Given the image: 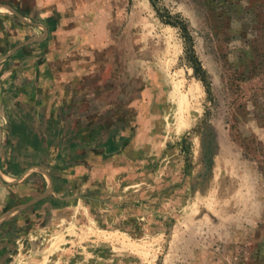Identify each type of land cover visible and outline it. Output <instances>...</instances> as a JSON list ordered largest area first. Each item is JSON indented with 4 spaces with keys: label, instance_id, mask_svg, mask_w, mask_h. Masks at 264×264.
<instances>
[{
    "label": "rangeland",
    "instance_id": "rangeland-1",
    "mask_svg": "<svg viewBox=\"0 0 264 264\" xmlns=\"http://www.w3.org/2000/svg\"><path fill=\"white\" fill-rule=\"evenodd\" d=\"M33 43L45 150L9 174L0 93V264H264V0H0V87Z\"/></svg>",
    "mask_w": 264,
    "mask_h": 264
},
{
    "label": "crops",
    "instance_id": "crops-1",
    "mask_svg": "<svg viewBox=\"0 0 264 264\" xmlns=\"http://www.w3.org/2000/svg\"><path fill=\"white\" fill-rule=\"evenodd\" d=\"M35 30L38 27H34ZM41 34V33H40ZM35 35H38L37 31H35ZM41 39V38H40ZM43 43L40 42L39 45ZM36 46V47H34ZM38 45L33 43V45L29 44L27 49L20 50L21 55L16 58L14 56L13 59H8V64L11 63L18 64L22 67L21 71H5L3 78L7 79V83H2V87H0V93L4 96L8 97H18V100L14 103L10 104V122H13L9 125L10 128L15 129L14 134L8 136L9 140L12 142L11 147L8 151H4L1 157L6 158L9 162L8 172L11 175H15L14 170L24 166L27 161V166L25 167V172L29 169H33L37 167L38 163L35 161L41 159L40 154L41 151L45 150L44 139L41 137V133L39 130L43 126H47L48 123L46 121H41L40 115L36 114V109L41 110L36 106L33 102L34 98L37 95L43 94L45 91L40 89H34L35 82L34 78L37 75V71H35L36 66L35 57H31L30 54H27L30 49H32V53H35L38 50ZM33 94V99L30 97ZM9 101V99H8ZM43 111V110H41ZM27 130V136L22 135L21 133ZM30 133V134H29ZM52 141H49L51 143ZM57 142V141H56ZM35 171V170H32ZM31 171V172H32ZM36 172V171H35ZM37 173V172H36ZM39 175V173H37ZM24 177V176H23ZM54 190H56L55 183ZM34 206V205H33Z\"/></svg>",
    "mask_w": 264,
    "mask_h": 264
}]
</instances>
